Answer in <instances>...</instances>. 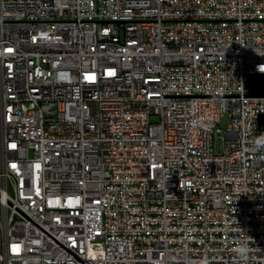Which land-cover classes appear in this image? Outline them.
Wrapping results in <instances>:
<instances>
[{
    "label": "built area",
    "instance_id": "built-area-1",
    "mask_svg": "<svg viewBox=\"0 0 264 264\" xmlns=\"http://www.w3.org/2000/svg\"><path fill=\"white\" fill-rule=\"evenodd\" d=\"M255 72L264 0H0V264H264Z\"/></svg>",
    "mask_w": 264,
    "mask_h": 264
},
{
    "label": "water",
    "instance_id": "water-1",
    "mask_svg": "<svg viewBox=\"0 0 264 264\" xmlns=\"http://www.w3.org/2000/svg\"><path fill=\"white\" fill-rule=\"evenodd\" d=\"M249 94L264 96V72L251 74ZM259 131L260 133H264V112L259 116Z\"/></svg>",
    "mask_w": 264,
    "mask_h": 264
},
{
    "label": "rangeland",
    "instance_id": "rangeland-1",
    "mask_svg": "<svg viewBox=\"0 0 264 264\" xmlns=\"http://www.w3.org/2000/svg\"><path fill=\"white\" fill-rule=\"evenodd\" d=\"M228 123H229V118L228 117H224L223 121L220 123V125L222 127H226Z\"/></svg>",
    "mask_w": 264,
    "mask_h": 264
}]
</instances>
